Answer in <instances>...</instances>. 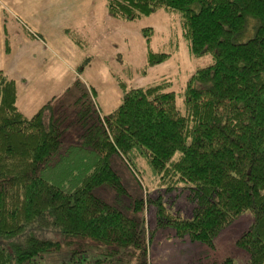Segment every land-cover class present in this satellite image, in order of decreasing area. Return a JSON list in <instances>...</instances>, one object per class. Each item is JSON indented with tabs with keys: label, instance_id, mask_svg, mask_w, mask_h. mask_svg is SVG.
Returning a JSON list of instances; mask_svg holds the SVG:
<instances>
[{
	"label": "trees",
	"instance_id": "trees-1",
	"mask_svg": "<svg viewBox=\"0 0 264 264\" xmlns=\"http://www.w3.org/2000/svg\"><path fill=\"white\" fill-rule=\"evenodd\" d=\"M158 9L178 15L190 54L210 62L178 94L166 80L134 87L116 78L120 103L104 115L94 88L77 77L28 117L16 105L15 81L0 70V264L61 255L62 264H85L74 256L88 251L108 264H149L156 230L169 226L212 247L245 213L252 221L236 246L243 264H264V0H105L107 16L126 22ZM142 35L148 45L152 29ZM168 56L148 47L142 71ZM113 155L163 191L149 195L156 210L148 232V204L127 195ZM179 199L189 211L175 208Z\"/></svg>",
	"mask_w": 264,
	"mask_h": 264
},
{
	"label": "rangeland",
	"instance_id": "rangeland-1",
	"mask_svg": "<svg viewBox=\"0 0 264 264\" xmlns=\"http://www.w3.org/2000/svg\"><path fill=\"white\" fill-rule=\"evenodd\" d=\"M52 1L29 0L33 7V15L35 17L43 15L45 21L47 20V28L43 31L42 28H35V20L19 17L11 5V0H0V68L8 78L16 81L19 96L22 92L25 95L30 93L29 88L34 87L35 90L40 84L45 83L36 82L28 87L30 81L26 80L22 83L16 80V78L19 79L21 70L25 72L27 69L29 75L31 67L27 63L37 62V59L40 61L39 69L48 68L46 65L42 66V63L46 61L52 64L55 62L50 67L51 72L57 69L59 71L57 74L62 73V76L56 75L49 80L52 86L51 91L55 92L56 96H59L67 87L65 82L69 76L71 80L78 77L86 86L94 87L95 96L93 99L97 107L99 104L101 110L99 111L104 115L109 114L120 103V92L116 85V78L121 79L126 85L134 87H147L166 80L170 82L169 90L178 94L184 89L187 81L198 68L210 63H207V57L194 58L190 54L189 45L181 34L178 15L169 13L164 9H158L149 16L132 22L109 17L105 20V26H102L100 30L98 48L94 44L88 45L87 49L79 50L83 55L82 58L76 66L74 65L75 67H70V57L64 55L63 47H59L58 42L65 43L70 40L75 45L78 36L68 28L60 31L53 27L52 23L56 24L57 18L61 16L67 6V1ZM146 28L152 29V36L148 45L142 35V30ZM148 47L154 53L165 52L169 56L163 63L148 67L143 72ZM71 51H75V49ZM70 68L75 71L79 70V73L70 71ZM195 87L204 88L201 84H196ZM49 93L50 90L46 91L41 98ZM49 99V97L45 99L43 104ZM104 101H109V104L105 106ZM20 109L26 111L28 116V110L21 107ZM111 165L121 177L123 187L130 198L144 199L143 204L145 205V201L148 204L149 195L152 198H159L163 194V191L157 187V181L152 177L150 180L148 179L150 173H143L139 178L121 156L113 155ZM55 170L60 171L59 168ZM52 174L56 175L59 180L62 173L53 172ZM111 199L110 196V203L114 201ZM178 205L182 211L190 210L181 199L175 208ZM146 208L149 213L146 221V231L148 232V228L153 229L155 227L156 205L150 203L146 205ZM167 210L173 213L171 210ZM127 212L130 214L129 210ZM144 213L145 207L136 214V217L143 221ZM179 216L190 217L188 213ZM251 221V214L245 213L218 235L212 247L189 242L187 239H180L172 227L166 226L154 232V236L147 247L146 260L149 264H223L226 259L232 258L235 264H243L247 255L236 246V240L247 229ZM140 225L145 229L144 223L140 222ZM86 245L87 243L79 249L86 248ZM74 250L77 249H73L71 253ZM91 252L93 253V251L82 252L74 256V260L85 261L87 264L93 261L94 264H108L104 257H93ZM61 257L63 261L64 256L61 255ZM139 258L137 264L144 263L143 257ZM117 260L113 264H135V260ZM62 261L58 256L48 259L45 264H62Z\"/></svg>",
	"mask_w": 264,
	"mask_h": 264
},
{
	"label": "crops",
	"instance_id": "crops-1",
	"mask_svg": "<svg viewBox=\"0 0 264 264\" xmlns=\"http://www.w3.org/2000/svg\"><path fill=\"white\" fill-rule=\"evenodd\" d=\"M66 1H67V6L65 7L64 12H62L61 16L57 18L56 24L52 23L53 27L60 31H63L66 28H68V30H73L77 34L78 39L86 45V49L88 45L90 46L94 44H96V47L98 48L100 30L102 29V26H105V20L109 18L105 10V0H66ZM11 5L15 9L14 11L15 12L17 11L16 12L17 15L19 14L18 15L19 17L21 16L27 19L31 18L35 20V28H42L43 31L46 30L47 20L45 21L43 15L41 17H35L33 15L34 12L33 7L29 2V0H11ZM58 45L59 47H63L64 55L70 57L71 60L70 67H75L83 56L79 50H84V49L79 48L78 46L72 44L70 40H67L65 43L58 42ZM73 49H75V51H71ZM36 61L37 62L27 63V65L31 67V72L29 73V75L27 74V69L25 70V72L21 70L19 72L20 74L19 79L16 78V80L22 83L26 82V80L30 81L31 83H28V87H30L33 83L36 82H45L44 84H40L38 88L35 90L34 87L29 88L30 93H28L27 95H25V93L23 94L22 92L19 96L17 92L16 105L19 108V110L25 115L27 114V112L21 110L20 107L28 110V117L34 114L41 107V105H44L43 103L45 99L49 97L50 98L49 100H51L53 97H57L55 92L51 91L52 86L49 80L53 79L54 76L56 75L62 76V73L57 74L59 73L57 69L51 72L50 67L54 65L55 62L52 64L46 61L48 63L46 62L42 63L43 64L42 66L46 65V67L48 68L45 69L43 67L42 69H39L38 66H40V61L39 59H37ZM101 66L104 67V65ZM0 70L2 69L0 68ZM70 71L77 73L73 68H70ZM76 78L77 77L73 79L75 80ZM73 79L71 80L70 76L66 79L65 84L67 87L73 83L74 81ZM15 84L17 85L16 81ZM48 90H50V93L46 95L44 98H41L44 95V93ZM49 100H47V102ZM108 102L109 101H104L103 103L105 106H107L109 104ZM98 107L100 110L99 104Z\"/></svg>",
	"mask_w": 264,
	"mask_h": 264
}]
</instances>
